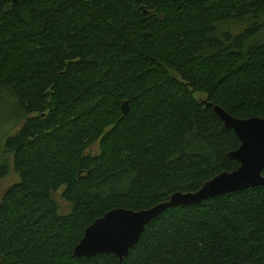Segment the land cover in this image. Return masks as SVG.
Instances as JSON below:
<instances>
[{"label":"trees","instance_id":"1","mask_svg":"<svg viewBox=\"0 0 264 264\" xmlns=\"http://www.w3.org/2000/svg\"><path fill=\"white\" fill-rule=\"evenodd\" d=\"M1 94L23 123L3 146L19 181L0 264H264L262 186L166 209L122 261L73 256L106 212L238 167L213 106L264 118V0H0Z\"/></svg>","mask_w":264,"mask_h":264},{"label":"water","instance_id":"2","mask_svg":"<svg viewBox=\"0 0 264 264\" xmlns=\"http://www.w3.org/2000/svg\"><path fill=\"white\" fill-rule=\"evenodd\" d=\"M121 111L124 115L129 112L127 101L122 103ZM213 111L240 141L237 149L227 153L238 162V167L217 174L195 192H174L167 201L150 208L138 211L115 208L106 212L85 228L83 237L73 249L75 258L114 254L122 261L137 244L145 227L166 209L195 205L251 187H264V118L239 119L217 105L213 106Z\"/></svg>","mask_w":264,"mask_h":264},{"label":"rangeland","instance_id":"3","mask_svg":"<svg viewBox=\"0 0 264 264\" xmlns=\"http://www.w3.org/2000/svg\"><path fill=\"white\" fill-rule=\"evenodd\" d=\"M196 97L200 100L205 99L201 94L196 95ZM12 101V98H10L8 95H0V157L5 159L6 163L8 164L7 175L0 177V203L6 189L19 181V176L12 168V158L10 155L4 152L3 148L5 138L13 135L23 123V119H20V111ZM98 152L99 147L96 144L91 148V153L95 155ZM61 192L62 189H60L56 194V199L59 203V213L61 215H66L70 213L71 205L66 203L61 198Z\"/></svg>","mask_w":264,"mask_h":264}]
</instances>
